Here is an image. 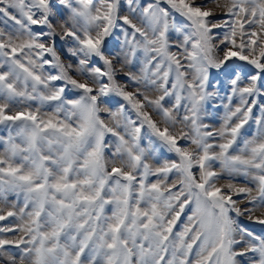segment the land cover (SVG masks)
Masks as SVG:
<instances>
[{
    "label": "snow or ice",
    "instance_id": "obj_1",
    "mask_svg": "<svg viewBox=\"0 0 264 264\" xmlns=\"http://www.w3.org/2000/svg\"><path fill=\"white\" fill-rule=\"evenodd\" d=\"M0 23V221L13 218L0 225V264H264V235L241 222L264 226V104L255 133L241 137L264 97V0H0ZM109 37L123 38L120 69ZM138 52L129 91L117 74ZM218 99L228 103L213 128L205 120ZM161 146L177 159L154 168ZM225 176L252 186H218ZM9 195L22 206L9 207Z\"/></svg>",
    "mask_w": 264,
    "mask_h": 264
},
{
    "label": "rangeland",
    "instance_id": "obj_2",
    "mask_svg": "<svg viewBox=\"0 0 264 264\" xmlns=\"http://www.w3.org/2000/svg\"><path fill=\"white\" fill-rule=\"evenodd\" d=\"M121 2L123 3L124 0H121ZM198 2H200V0H198ZM221 3H223V0H221ZM207 7L212 9L218 16L222 15V10L217 8L215 3H208ZM4 27H5V25L3 23H0V28H4ZM246 28H247V25H246ZM34 30H35V26H34ZM122 41H123L122 37L119 38V41H117L116 39H114L112 37H109L106 40V48L108 49V51H106V54L109 55V57L113 59L114 65L117 69H120L122 67V63H123L124 50L120 46L122 44ZM238 42H239V38H238ZM258 43H259V41H258ZM71 46H72L71 43L68 41H63V40H60L59 38H57V40H56V51L65 63H74V58L70 57V55L68 54V50L70 49ZM172 51H176V49H172ZM117 58L120 59V61H121L120 63H117ZM45 59H50V56H48L46 54ZM233 59H236V58H233ZM240 63L246 64L247 62H240ZM141 67H142V56H141V53L138 52L137 57L135 59H132L131 63L127 67L124 68V72H118V74H117L118 82L121 84L127 85V90L136 91V86L125 78V73L131 71L133 74L139 76ZM44 71H45V73H48L51 71L52 74H55V70L51 69L50 66H48V65H45ZM57 83H59V82H57ZM139 87H140L141 91H146V93L150 96L155 97V96L160 95V93L157 91H153L151 89H145L143 81L141 82ZM225 87H227V85H225ZM226 95H229V93L226 91H221V93H220L221 97H224ZM113 99L120 100L122 103H126V102H123L122 98H120V97H113ZM37 103L38 102H32V107L35 108L37 106ZM163 103H164L165 107H171L172 104L174 103V100L171 97H167ZM214 103L217 106L214 109L209 110L211 112V115L205 120V123H208L213 128H219L222 124V118L224 116L223 105L227 104L228 101L226 99H218ZM238 103H239L238 98L233 97L232 106L235 107L238 105ZM261 104H264V97H261L258 100L257 106L254 107L253 111H252V119H250L248 121V123L245 124L244 128L241 129V137L242 138H250L255 133L256 125L254 123V120L259 117V108H260ZM185 106L186 105H184V102L182 101L181 111H183V108ZM109 107H112V106L109 105ZM41 111H42V113L43 112H49L50 113L51 107L45 106ZM126 111L128 112V114L133 119H135V112L130 107H127ZM147 111H149L152 114L153 119L156 120L157 123H159V124H161V126H163V117L162 116L158 115L154 109L149 108V109H147ZM102 115L107 120V114H102ZM184 130L187 131L188 129L185 128ZM146 131L147 130L144 129V130H142V133H141V144L142 145L146 144V139H147V137L145 136ZM6 136H7L6 126L0 125V137H6ZM106 141L108 143L112 144V147L105 150V158L108 160H111V154L114 151V142H113L114 138L109 135L108 137H106ZM241 142H242L241 138H238L237 144L239 145V144H241ZM179 144L182 146H187L185 140H180ZM234 149H235V146H234ZM3 150H4V145L0 144V153H2ZM175 159H177V157L174 153L167 151L165 148H163L161 146L158 148V151L156 152L155 156L149 158L148 163L151 164L155 168V167L161 166L162 163L166 160H175ZM214 170L220 171L218 164L214 165ZM173 178H174V174L170 175L169 179L171 180ZM155 180H156L155 176L149 177L150 182H154ZM229 182L235 183V184H237V186H241V187H243V186L251 187L252 186L251 184L248 183V178H246L244 176H237L234 180H229L227 178V176H225V177L221 178L217 182V184H218V186H220V185H225ZM253 195H256L255 190L253 191ZM233 198L237 199V200H242V197H239V196H234ZM8 200H9V207L12 203H15L17 208L22 206V197L18 201L16 199L15 195H9ZM243 204H247V201L243 200ZM0 206H4V205H0ZM144 206H145L144 204H141V207H144ZM111 207L112 206L109 205L105 209V211L109 214L111 211ZM262 212H264V210H258L256 212V215L259 216L262 214ZM189 214H190V212H189L188 208H186L185 213L181 215L179 221L177 222L176 226L173 229V232H177V231L181 230L182 225L187 222V215H189ZM12 221H13V218H9V220H7V221H0V225H8ZM241 222L243 223V225L245 227L254 231L257 235H264V226L254 222V221H249L247 216L241 217ZM5 238L11 239L13 237H12V234L9 233L6 235ZM17 251L18 250L15 247H9L6 255L15 254Z\"/></svg>",
    "mask_w": 264,
    "mask_h": 264
}]
</instances>
